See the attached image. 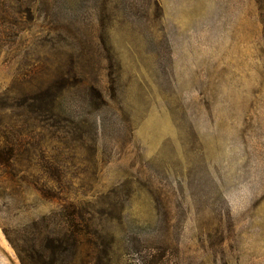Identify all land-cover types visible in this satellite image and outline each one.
Masks as SVG:
<instances>
[{
    "label": "rangeland",
    "instance_id": "374dc122",
    "mask_svg": "<svg viewBox=\"0 0 264 264\" xmlns=\"http://www.w3.org/2000/svg\"><path fill=\"white\" fill-rule=\"evenodd\" d=\"M71 221L54 264H264V0H0V264Z\"/></svg>",
    "mask_w": 264,
    "mask_h": 264
},
{
    "label": "trees",
    "instance_id": "16d2710c",
    "mask_svg": "<svg viewBox=\"0 0 264 264\" xmlns=\"http://www.w3.org/2000/svg\"><path fill=\"white\" fill-rule=\"evenodd\" d=\"M8 157H5L4 160L8 161ZM70 225L67 226V228H63L59 230L58 232L55 233V236L49 240L48 248H49V253L50 255L46 260H43L44 264H54L57 260L55 259L54 253L56 252L57 254H63V255H69L71 254L72 256L76 257L79 248L81 247L82 243L84 242V233L76 234L78 229V223L71 221L69 223ZM91 229H90V234L94 238H87V241L89 244L96 247H99L102 245L101 242V234L98 230V225H96L94 222H91ZM86 241V240H85ZM13 249L15 250L17 255H20L22 252L19 250V247L15 244H11ZM35 244H33V247H29L30 251L28 254H22L23 257L20 258L21 264H25L26 260L28 261H33L35 257ZM94 250L97 251L96 248L93 247ZM73 257V258H74ZM59 260V259H58ZM89 263V262H88Z\"/></svg>",
    "mask_w": 264,
    "mask_h": 264
}]
</instances>
